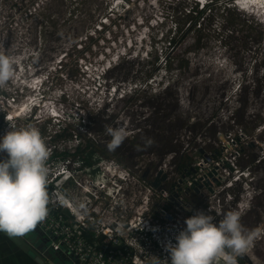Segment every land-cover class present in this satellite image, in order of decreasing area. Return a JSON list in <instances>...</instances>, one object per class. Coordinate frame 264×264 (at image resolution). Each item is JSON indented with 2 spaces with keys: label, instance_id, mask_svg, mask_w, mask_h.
Returning <instances> with one entry per match:
<instances>
[{
  "label": "rangeland",
  "instance_id": "374dc122",
  "mask_svg": "<svg viewBox=\"0 0 264 264\" xmlns=\"http://www.w3.org/2000/svg\"><path fill=\"white\" fill-rule=\"evenodd\" d=\"M205 1L0 0V51L15 70L0 98L14 97L15 111L39 130L47 148L68 154L78 142L80 151L98 148V175L77 159L60 161L71 175L62 192L86 208L97 205L93 196L102 193L95 184L102 181L114 191L105 205L117 201L116 210L141 211L156 177L165 175L170 188L182 163L220 150L231 172L248 175L222 207L238 212L255 233L238 264H264V162L258 159L264 152V8L240 10L235 0H216L201 29L183 34L190 6ZM113 85L125 96L107 95ZM33 97L38 119L24 105L18 109ZM54 108L58 118L50 115ZM108 125L128 131L115 151L106 147ZM62 127L63 137L50 139ZM234 149L240 152L232 165ZM49 171L54 174L53 165Z\"/></svg>",
  "mask_w": 264,
  "mask_h": 264
},
{
  "label": "built area",
  "instance_id": "2783aa9c",
  "mask_svg": "<svg viewBox=\"0 0 264 264\" xmlns=\"http://www.w3.org/2000/svg\"><path fill=\"white\" fill-rule=\"evenodd\" d=\"M238 1L235 0L234 4ZM135 87L129 85L128 89ZM117 90H120L119 85H113L110 91L112 94L108 91L107 95L113 97L117 93L119 98L125 96L124 91ZM15 105L18 103L14 97L0 98V138L12 126L18 129L28 127V121H22L18 111H15L18 107ZM23 105L25 109L28 108L29 118H39L32 110L40 106L38 98H28L18 109ZM50 115L53 118L59 117L56 110ZM232 143L237 145L240 141L234 139ZM47 149L50 153L46 162L49 169L53 165L51 157L54 151L50 147ZM233 152L230 151L229 155L233 159L232 165H235L240 150L234 149ZM261 156L264 157V152ZM6 158L7 153L0 152V160ZM222 158L220 150L212 151L211 154L200 153L196 162L180 171V177L170 188L164 185L166 178L160 180V177H156L151 183H157L160 190L150 185L146 201H142L145 203L142 205L144 209L138 212L131 211L126 205L116 210L117 201L113 205H105L108 198L112 201L114 191L110 192L102 181L95 184V188L98 187L102 193L93 196V202H97V205L86 208L76 204L62 192L65 181L71 175L65 169V164L59 162L53 165L56 171L54 174L49 171L48 216L36 229L46 238L47 247L52 252L66 256L69 264H171L167 245L177 243L175 237L187 227L185 220L202 210L212 215L214 222L218 223L225 214L222 212L223 205L232 199L229 191L234 190L241 177L248 176L244 172H231L232 168L223 163ZM221 193L224 194L220 196ZM188 195H192L193 201H187ZM198 198L203 200V208L196 200ZM213 264H224V261L217 258Z\"/></svg>",
  "mask_w": 264,
  "mask_h": 264
},
{
  "label": "clouds",
  "instance_id": "9594fccd",
  "mask_svg": "<svg viewBox=\"0 0 264 264\" xmlns=\"http://www.w3.org/2000/svg\"><path fill=\"white\" fill-rule=\"evenodd\" d=\"M10 56L0 51V88L14 78ZM111 137L107 149L115 151L128 136L125 127L106 126ZM151 146L152 140L146 141ZM0 231L11 236H24L48 216L50 196L47 190L49 150L40 132L33 126L10 131L0 138ZM240 214L229 211L215 223L212 215L197 211L185 220L186 228L175 237L177 243L167 245L171 264H213L222 258L224 264H238L251 248L254 232L240 222Z\"/></svg>",
  "mask_w": 264,
  "mask_h": 264
},
{
  "label": "crops",
  "instance_id": "0c3cea01",
  "mask_svg": "<svg viewBox=\"0 0 264 264\" xmlns=\"http://www.w3.org/2000/svg\"><path fill=\"white\" fill-rule=\"evenodd\" d=\"M0 264H69V259L52 252L35 228L24 236L0 231Z\"/></svg>",
  "mask_w": 264,
  "mask_h": 264
},
{
  "label": "trees",
  "instance_id": "16d2710c",
  "mask_svg": "<svg viewBox=\"0 0 264 264\" xmlns=\"http://www.w3.org/2000/svg\"><path fill=\"white\" fill-rule=\"evenodd\" d=\"M228 2H230V0H228ZM216 3H217L216 0H206L204 4L200 5V7H199V4L197 2H195L193 6H190L191 9H189L188 13L185 15L187 17V21L182 26V28L185 26V30L183 31V34L187 33L190 30L195 31L196 25H198V29H201V23L205 19V18H203V16H210L212 11L215 10V8H216ZM226 5H228V4H226ZM223 9L229 10L230 7L224 6ZM200 20H201V22H200ZM182 28L181 29L179 28V31H182ZM176 30H178V29L175 28V31ZM174 34H176V32H173V35ZM169 41H170L169 44L173 43L174 38L173 37L170 38ZM65 131H66L65 127L59 128V131L58 132L56 131L54 133V138L55 137H59V138L63 137V135H64L63 133H65ZM69 136H72V135L69 134ZM77 136H79V135H77ZM236 141L239 142L240 140L238 138H236ZM78 143L74 147V151L72 154H68L67 152H62V153L59 152L58 153L54 149L53 155L51 157V160L53 161V165L58 164L60 161H66L67 160L68 162H70L71 159L72 160L77 159L76 163L79 164V167L91 169V173L96 175L99 172L98 169L96 168L97 167L96 165L98 163V160L101 159V157L96 156L97 155L96 150L93 147H91L90 145L87 146L89 148V152L80 151V147H79L80 145H78ZM245 146L247 148L254 147V145H251L250 142H248V141L245 142ZM263 147H264V145H263ZM80 153L83 155L82 157H80V155H79ZM68 158H70V159H68ZM93 158H94V160H93ZM258 159H259V162H264V157L258 156ZM188 165L189 164H185V163L183 164L182 163L180 165V170L185 169ZM47 189H49V188H47ZM66 216H68L67 213H66ZM87 235L90 236V234H87Z\"/></svg>",
  "mask_w": 264,
  "mask_h": 264
},
{
  "label": "bare ground",
  "instance_id": "6f19581e",
  "mask_svg": "<svg viewBox=\"0 0 264 264\" xmlns=\"http://www.w3.org/2000/svg\"><path fill=\"white\" fill-rule=\"evenodd\" d=\"M238 9H247L251 7H262L264 8V0H240L235 4ZM23 108V107H22ZM25 109V108H24Z\"/></svg>",
  "mask_w": 264,
  "mask_h": 264
},
{
  "label": "water",
  "instance_id": "95a60500",
  "mask_svg": "<svg viewBox=\"0 0 264 264\" xmlns=\"http://www.w3.org/2000/svg\"><path fill=\"white\" fill-rule=\"evenodd\" d=\"M165 178V175L162 174V176L159 178L160 180H164ZM153 188H156L157 190H160V188L158 187V184L157 183H151L150 184Z\"/></svg>",
  "mask_w": 264,
  "mask_h": 264
},
{
  "label": "flooded vegetation",
  "instance_id": "af4514ba",
  "mask_svg": "<svg viewBox=\"0 0 264 264\" xmlns=\"http://www.w3.org/2000/svg\"><path fill=\"white\" fill-rule=\"evenodd\" d=\"M99 152V150H98V148L96 149V153H98ZM251 248H252V246H251ZM250 250V249H249ZM247 256V255H246Z\"/></svg>",
  "mask_w": 264,
  "mask_h": 264
}]
</instances>
